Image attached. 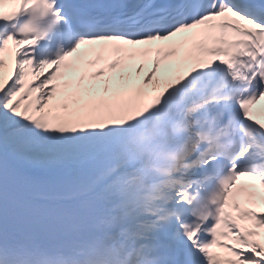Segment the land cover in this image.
<instances>
[{"label": "snow or ice", "instance_id": "snow-or-ice-1", "mask_svg": "<svg viewBox=\"0 0 264 264\" xmlns=\"http://www.w3.org/2000/svg\"><path fill=\"white\" fill-rule=\"evenodd\" d=\"M0 264H264V0H0Z\"/></svg>", "mask_w": 264, "mask_h": 264}]
</instances>
